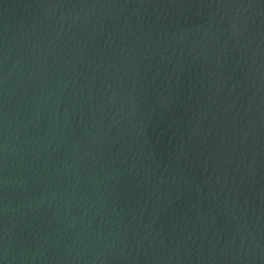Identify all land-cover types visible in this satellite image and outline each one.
I'll use <instances>...</instances> for the list:
<instances>
[{
	"label": "water",
	"instance_id": "obj_1",
	"mask_svg": "<svg viewBox=\"0 0 264 264\" xmlns=\"http://www.w3.org/2000/svg\"><path fill=\"white\" fill-rule=\"evenodd\" d=\"M0 264H264V0H0Z\"/></svg>",
	"mask_w": 264,
	"mask_h": 264
}]
</instances>
